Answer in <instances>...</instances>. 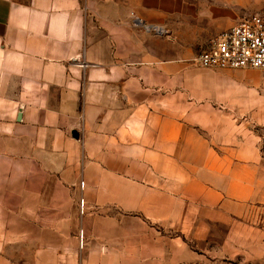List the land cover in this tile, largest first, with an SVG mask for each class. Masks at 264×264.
<instances>
[{
  "label": "crops",
  "instance_id": "crops-1",
  "mask_svg": "<svg viewBox=\"0 0 264 264\" xmlns=\"http://www.w3.org/2000/svg\"><path fill=\"white\" fill-rule=\"evenodd\" d=\"M254 8L0 0V264H264V162L191 96Z\"/></svg>",
  "mask_w": 264,
  "mask_h": 264
},
{
  "label": "rangeland",
  "instance_id": "rangeland-1",
  "mask_svg": "<svg viewBox=\"0 0 264 264\" xmlns=\"http://www.w3.org/2000/svg\"><path fill=\"white\" fill-rule=\"evenodd\" d=\"M251 2L254 12L247 18L264 15V0ZM192 68L196 70L192 78V102L208 103L210 110L217 112L209 116L222 119L218 131L254 147L264 162V71L201 69L196 62Z\"/></svg>",
  "mask_w": 264,
  "mask_h": 264
},
{
  "label": "built area",
  "instance_id": "built-area-1",
  "mask_svg": "<svg viewBox=\"0 0 264 264\" xmlns=\"http://www.w3.org/2000/svg\"><path fill=\"white\" fill-rule=\"evenodd\" d=\"M133 26L147 31L165 34L158 27L145 25L133 19ZM196 65L201 69L240 70L257 69L264 71V15H254L216 37L208 47L196 57ZM83 183L80 189L83 190ZM80 213L84 212V201H79ZM80 247L83 233L80 232Z\"/></svg>",
  "mask_w": 264,
  "mask_h": 264
}]
</instances>
